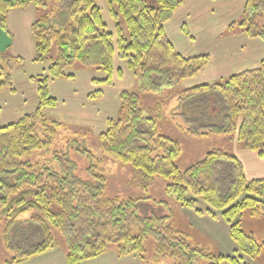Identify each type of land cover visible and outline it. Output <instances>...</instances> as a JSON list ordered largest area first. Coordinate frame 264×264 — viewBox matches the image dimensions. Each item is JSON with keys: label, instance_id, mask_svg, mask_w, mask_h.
I'll return each mask as SVG.
<instances>
[{"label": "trees", "instance_id": "16d2710c", "mask_svg": "<svg viewBox=\"0 0 264 264\" xmlns=\"http://www.w3.org/2000/svg\"><path fill=\"white\" fill-rule=\"evenodd\" d=\"M155 2L156 6L145 0H0L3 31L10 10L35 8L37 15L30 25L32 62L47 65L31 78L38 97L35 110L0 127V236L11 254L4 264H17L54 248L57 234L64 242L67 264H80L110 250L118 257L135 254L142 261L148 239L154 242L148 264L166 259L173 264L198 260L243 264L242 256L255 260L262 253L264 243L242 228L241 219L264 218V179H248L240 159L218 148L179 169L180 142L158 130L163 103H157L154 114L145 115L141 95L178 91L180 107L184 103L185 107L174 113L184 119L186 126L179 127L188 135L225 136L261 155L264 57L258 66L223 80L182 88L181 83L196 76L210 58L182 55L164 30L182 0ZM233 29L264 42V0H246L240 17L229 26ZM182 30L188 34L185 26ZM114 60L137 77L138 91L120 90L118 116L108 118L97 136L100 150L115 162L131 165L146 184L155 176L164 179L165 193L182 208L221 219L234 253H211L191 244L169 215L140 214L144 198L109 197L106 177L91 162L88 178H81L68 151L53 148L60 129L67 127L45 114L57 105L49 82L72 77L71 67L79 65L104 75L90 81L97 89L88 96L100 98L102 87L112 85L114 71L120 74ZM4 90L13 92L14 86L10 67L0 66V92ZM34 152L45 153L48 159H29ZM84 153L91 161L92 153ZM26 214L28 219L21 222ZM24 227L32 237L19 233ZM29 240L33 244L28 245Z\"/></svg>", "mask_w": 264, "mask_h": 264}, {"label": "crops", "instance_id": "0c3cea01", "mask_svg": "<svg viewBox=\"0 0 264 264\" xmlns=\"http://www.w3.org/2000/svg\"><path fill=\"white\" fill-rule=\"evenodd\" d=\"M245 1L182 0V5L165 23L164 30L179 53L186 57L204 54L209 56L208 65L196 75L197 79L203 83L215 82L243 70L252 69L258 66L264 57V42L262 40L249 37L240 29L229 30L230 24L240 17ZM36 15L37 11L33 7L10 10L7 16V30L3 31L0 28L1 55L9 52L13 57L22 61L16 62L18 67L16 69L19 70L11 69L14 91L4 90L0 92V96H2V98L0 97V127L13 123L21 116L31 113L38 104L36 86L31 78L41 74L47 65L32 62L34 47L30 25ZM184 26L188 31L187 35L182 30ZM114 66L115 69L120 70V74L114 71L112 85L102 87L100 97L102 101H107V108H109L107 112L110 115H105L106 118L102 120H90L91 115H97L95 111H92L91 114L75 117L73 125H89L90 129L100 126L101 133L105 129L106 120L114 118L115 114H118L120 90L127 88L129 79L135 85L137 77L117 60H114ZM96 74L99 75L97 79L104 77L102 73L96 72ZM92 78L94 76L85 79V82H90ZM65 79H55L48 84L50 95L57 100L56 107H65L67 100L75 99L78 93L76 89L70 87L69 79ZM123 79L125 83L120 84L119 82ZM187 80H185L186 83ZM26 84H28L27 87ZM56 85H61L62 90L64 89L66 93L62 90L59 91L55 87ZM181 86L184 85L181 84ZM68 95H70L69 99L66 97ZM85 97H88V94ZM69 109L75 113L86 111L85 109L78 110V106L73 104H69ZM56 121L66 124L68 119L60 117ZM228 143L231 147L229 152L235 154L242 162L246 177L248 179H264V151L260 155L257 152L243 148L234 140L228 141ZM185 214L190 225L197 227L195 229L199 230L201 234L219 242L224 241L226 246L222 250L225 253L235 249L234 244L228 237L227 226L221 219H212L206 214L197 215L187 209ZM124 261L130 264H141V260L137 255L131 254L118 257L113 250L80 264H123ZM17 264L67 263L65 250L54 247Z\"/></svg>", "mask_w": 264, "mask_h": 264}, {"label": "rangeland", "instance_id": "374dc122", "mask_svg": "<svg viewBox=\"0 0 264 264\" xmlns=\"http://www.w3.org/2000/svg\"><path fill=\"white\" fill-rule=\"evenodd\" d=\"M145 1L149 6H156L155 0ZM104 13L107 21H109L105 11ZM52 52L54 55L55 50L52 49ZM1 54L2 53L0 52V55ZM1 57V67H4L5 69H8V67H10V70H19L16 69L18 68L16 62L19 61L16 57H13L9 52H5L3 55H1ZM69 72L73 75L72 77L66 78L65 80L69 79L70 87L78 91L77 96L75 97V99L67 100L65 107L59 106L47 108L45 110V114L50 119L58 120V118L63 117V119H68V122H71H66V124H64V126H66L67 128L60 129L59 136L56 139L53 148L68 151L70 158L77 164L75 173L81 178L87 179L88 175L86 172V168L91 162L95 166L96 172L104 174V176L106 177V194L109 197L120 196L123 198H144L143 201H141L142 203L139 205L140 214L169 215L173 223L179 229L188 234V239L191 244L197 245L211 253L222 252L223 254L227 253L226 255L234 253V251L231 250L225 253L222 250L223 247L226 246V243L224 241L219 242L218 240L207 238L206 236L201 234L199 230L195 229L197 227H192L190 225V222L185 214L186 209L181 207V205L175 200L174 196H170L165 193L164 188L166 185V181L164 179L155 176L151 182L146 184L141 177V173L134 169L131 165L118 163L106 157L100 150L99 142L97 139V136L101 131L100 126H95L93 129H90L89 125H73V123H75V117L85 116L88 113L91 114L92 111H95L97 115H91L90 120H102L106 118L105 115L110 114H108L107 112L109 110V108H107V101H102V99L100 98L91 99L89 96L85 97V95L89 94L90 91L93 92L95 91V89H97V86L94 88L95 85H92L91 88H89L91 83L89 81L88 83L85 82L88 78L90 79L91 76H98L96 72L93 70L82 68L79 65H74L73 67H71V71ZM197 78L198 77L194 76L193 78L188 79L187 83L186 81H183L181 84H183L184 86L181 87L185 88L203 83ZM119 83L124 84L125 80L123 79ZM137 83V79L135 85L132 84L129 79V85L125 89L130 92H137ZM27 85L28 84H26V87ZM55 87L59 91L62 90L61 85H56ZM62 91L66 93L64 89ZM177 92L178 91L175 90L170 91L162 96L146 93L141 95V101L143 104V112L145 115L154 114L157 103H163L162 110L160 111L162 115V121L161 123H159L158 130L161 133L169 135L180 142L181 154L176 160V165L178 166V168L184 170L189 165L202 159L207 152L215 148L231 151V147L227 141L228 139L225 136L208 133L207 135L202 137H192L179 127L183 125L186 126V123L180 115L174 113V111H176L181 106V101L179 100ZM0 97L2 98V96ZM66 97L67 99H69L70 95ZM69 104L77 105L78 110L85 109L86 111H82L81 113L70 111L71 109H69ZM184 107L185 103L182 104V107L180 108L182 109ZM117 116L118 114H115V117ZM85 150H89L92 153L91 161L84 153ZM37 158H43L47 160L48 155L45 153H42L40 155L39 152H34L29 157V159L31 160H35ZM51 166L54 169H57L56 165L51 164ZM28 217V214L23 215L20 217V221L22 222L24 220H27ZM241 226L245 231L252 232L260 242L264 243V218H255L244 215L241 219ZM30 232L32 231H28L27 227L19 230V233H24L27 237H32V233ZM37 239L38 238H36V240ZM57 239L58 243L55 247L65 250L64 242L59 234H57ZM34 240H29L30 242L28 245L33 244ZM145 248L146 255L145 259L141 261V264H148V258L154 251L153 240H146ZM10 258L11 254L7 250L3 239L0 236V264H4L5 261L9 260ZM241 258L243 264H264V249L255 260H250L245 256H242ZM123 264L130 263L124 261ZM161 264L173 263L171 260L166 259ZM195 264H207V262L204 260H198Z\"/></svg>", "mask_w": 264, "mask_h": 264}]
</instances>
